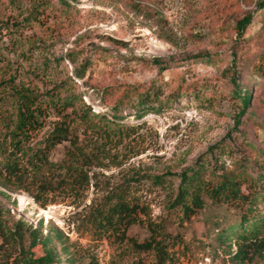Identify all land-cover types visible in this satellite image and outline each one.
I'll return each mask as SVG.
<instances>
[{"label":"rangeland","instance_id":"374dc122","mask_svg":"<svg viewBox=\"0 0 264 264\" xmlns=\"http://www.w3.org/2000/svg\"><path fill=\"white\" fill-rule=\"evenodd\" d=\"M128 1L78 0L66 14L53 0L41 22L27 27L17 22L36 0H22L20 16L8 0H0V20L11 25L0 38L19 42L20 54L29 53L25 61L19 56L14 67L0 61V173L15 161L23 187L0 186L10 195H0V204L34 227L42 220L44 234L50 227L62 230L75 264H153L155 251L138 245L152 238L166 242L167 264H198L206 255L211 264H264V242L236 259L217 240L238 219L235 205L205 197L204 208L188 219L172 207L181 173L197 163L232 171L241 163L264 162V77L255 71L264 68L261 0H135L156 10L151 19ZM247 14L252 21L239 37L236 23ZM39 39L46 45L32 47ZM43 62L54 66L96 114L112 119L114 104L130 106L117 121L122 131L107 135L92 125L98 118L88 123L70 114L69 139L50 151V163H31L29 155L46 146L63 118L44 103L40 123L21 138L22 150H17L18 111L8 97L12 85L4 83L12 80L46 95L52 81L31 74ZM235 70L240 91L251 88L239 123L230 77ZM146 92H156L160 101L139 117L137 102ZM68 150L84 156L80 166L87 179L66 173L61 164ZM242 188L247 192L245 184ZM117 192L138 206L136 222L116 230L100 228L94 215ZM55 246L58 264H67L68 254L61 244ZM237 250L232 241V251Z\"/></svg>","mask_w":264,"mask_h":264},{"label":"trees","instance_id":"16d2710c","mask_svg":"<svg viewBox=\"0 0 264 264\" xmlns=\"http://www.w3.org/2000/svg\"><path fill=\"white\" fill-rule=\"evenodd\" d=\"M21 1L8 0L10 7L14 11L18 10L19 16L24 14L21 9ZM77 1L58 0V3L63 13L68 14L72 11L73 5ZM128 3L131 9L144 18H154V15H152L154 13L157 15L156 10L145 4L135 0H129ZM53 4V0H36L34 8L32 10L27 9L26 16L19 19V22H17L18 26L26 25L30 27L33 23H40L42 13ZM258 5L263 9L264 0L259 1ZM252 18V14H247L237 21L236 29L239 37L242 36L244 30L251 23ZM158 19H161V17ZM10 27L9 21L0 20L1 35L5 29L9 31ZM32 43H34L33 45L31 44L32 47L35 48L39 47V45H46L40 39L33 40ZM21 48L22 45L19 42L6 43L0 38V61L5 60L14 67L19 61V56L23 57L24 61L28 60L27 55L29 53L21 52L20 54L19 49ZM11 53L15 55L13 58L10 56ZM206 58L203 56L201 59ZM37 67L38 69L31 73L32 76L43 82L47 79V81H52L53 83L52 89L45 92L46 95L35 94L27 88H19L15 83L11 82L12 80L4 83L12 85L8 97L14 101L18 111L13 136L17 148L19 147L18 145L22 144L21 138L26 137L28 130L40 123L44 103L57 110L58 116L63 118V122L49 134L45 141L46 146L29 155L28 160L31 163L36 164V166H45L50 163V151L58 143L69 139V127L66 122L69 121L70 114H74V118L88 123H92L94 118H98L99 123L93 122L92 125L98 131L107 135L122 131V125L117 121L124 118L120 112L130 106H122L121 103L114 104L112 106V119H109L104 114H96L92 107L83 101L81 95L72 91V85L68 80L59 78L60 74L54 66H49L47 62H43L38 64ZM255 71L258 75L264 77V68L262 66H258ZM77 74L80 75L78 72ZM230 77L231 82L236 87L234 98L239 108L235 115V121L239 123L240 116L245 113L250 104L251 88H244V91H240L236 70L231 73ZM153 101H160L156 92L144 93L137 102L139 109L137 115L142 117L147 111L146 107L153 109ZM17 150L21 151L22 149L18 148ZM261 152L264 153V150H261ZM210 153L212 152L210 151ZM83 158L84 156L81 153L75 150H68L64 164L62 163L61 165L65 167L66 173L78 174L81 177L85 176L87 179L83 166H80ZM16 167L15 161L5 165V171L7 172L0 173V186L10 190H21L23 188L21 185L22 174L17 171ZM218 169L212 168L208 170L205 162H201L184 170L180 175V184L176 197L172 201V207H179L183 217L188 219L198 210L204 208L205 197L214 202H226L235 205L239 209L238 219L224 228L219 233L217 240L220 244L227 245V253L232 258L241 259L249 249L259 247L264 242V162L241 163L236 167V170L232 171H218ZM155 179L159 181L160 177L157 176ZM243 184L246 185L247 192L243 191ZM0 195L10 198V195L3 190H0ZM35 198L38 201L40 200L38 195ZM107 203L105 207L97 209L94 215V222L100 228L116 230L136 222L138 206L130 203L123 193H112ZM43 226L42 220L39 226L34 227L22 218H15L11 214L10 209L0 204V264H58L60 258L55 243L61 244V250L66 255L68 254L65 263L75 264L64 242L62 230L50 227L48 233L44 234ZM232 241L238 244L237 251H232ZM138 245L143 249L155 251L156 262L153 264H167L171 259L165 241L152 238ZM38 249L42 250L40 254L37 253Z\"/></svg>","mask_w":264,"mask_h":264},{"label":"built area","instance_id":"2783aa9c","mask_svg":"<svg viewBox=\"0 0 264 264\" xmlns=\"http://www.w3.org/2000/svg\"><path fill=\"white\" fill-rule=\"evenodd\" d=\"M22 198L20 197L19 198V201L21 200ZM23 199H25L24 197H23ZM198 264H211V258L209 257V256H203V258L199 261V263Z\"/></svg>","mask_w":264,"mask_h":264}]
</instances>
